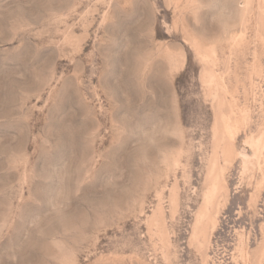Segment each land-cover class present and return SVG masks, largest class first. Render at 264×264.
Here are the masks:
<instances>
[{"label": "rangeland", "instance_id": "obj_1", "mask_svg": "<svg viewBox=\"0 0 264 264\" xmlns=\"http://www.w3.org/2000/svg\"><path fill=\"white\" fill-rule=\"evenodd\" d=\"M0 264H264V0H0Z\"/></svg>", "mask_w": 264, "mask_h": 264}]
</instances>
